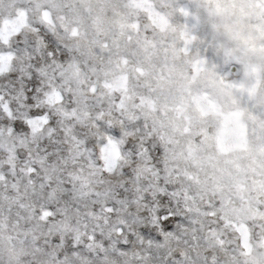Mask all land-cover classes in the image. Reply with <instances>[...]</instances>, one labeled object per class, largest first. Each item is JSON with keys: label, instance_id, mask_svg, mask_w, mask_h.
<instances>
[{"label": "snow or ice", "instance_id": "obj_1", "mask_svg": "<svg viewBox=\"0 0 264 264\" xmlns=\"http://www.w3.org/2000/svg\"><path fill=\"white\" fill-rule=\"evenodd\" d=\"M0 264H264V0H0Z\"/></svg>", "mask_w": 264, "mask_h": 264}]
</instances>
